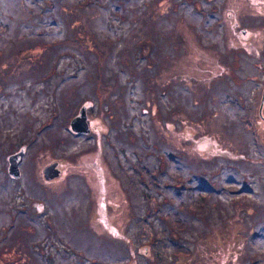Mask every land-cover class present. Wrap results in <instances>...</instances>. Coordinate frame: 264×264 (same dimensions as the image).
I'll return each instance as SVG.
<instances>
[{
  "label": "rangeland",
  "instance_id": "374dc122",
  "mask_svg": "<svg viewBox=\"0 0 264 264\" xmlns=\"http://www.w3.org/2000/svg\"><path fill=\"white\" fill-rule=\"evenodd\" d=\"M87 1L0 0V264H264V34L197 36L264 7Z\"/></svg>",
  "mask_w": 264,
  "mask_h": 264
},
{
  "label": "flooded vegetation",
  "instance_id": "af4514ba",
  "mask_svg": "<svg viewBox=\"0 0 264 264\" xmlns=\"http://www.w3.org/2000/svg\"><path fill=\"white\" fill-rule=\"evenodd\" d=\"M199 2V1H198ZM254 4L257 6H261L264 7V0H253ZM224 5H226L223 1L222 4L220 5L221 7H223ZM238 5H235L233 14H235L234 19L233 20H229V21H224L222 20L220 23H218L216 26H211V25H207L208 21L211 22L213 20H208L202 23L203 27H202V31L200 33L197 34V36H199V40H206L208 42H213V43H224L227 44V49L224 50L222 53L227 54V55H231L232 56V60H231V68L229 70V74L233 77V70H237V68L241 65L237 56V51H240L241 49H245V51L247 52V47L250 46V42L249 40H252V42L255 41H260V36L264 34V21H261L258 26H256L253 22V19L255 20L257 17L256 16H251V14L249 12L245 13H241L238 11ZM208 13L211 12H206V15H208ZM257 16H262L261 13H258ZM263 25V26H262ZM210 26V27H208ZM228 26L231 29V32H229L228 30ZM208 27V28H207ZM212 32L211 34H209L208 32ZM231 34L234 35V37L232 38H237L238 41H240V43H234V45L232 44L231 46ZM222 37V41H215L216 37ZM209 39V40H208ZM228 40L230 43H228ZM252 50H255L257 52V55L260 57V59H264V50L262 48H256L252 46ZM221 65L222 70L225 71L224 67H222L223 65ZM264 67V65H263ZM247 73V72H245ZM242 73V74H245ZM264 73V71H263ZM240 74V75H242ZM239 75V76H240ZM220 76V74H219ZM238 76V77H239ZM249 82V81H248ZM264 103V101H263ZM263 103L262 106L263 107ZM88 116V115H87ZM262 116V113H261ZM89 125V122H88ZM90 127V126H89ZM91 131V129H90ZM102 129L99 127L94 128V134L96 135L95 138H99L102 136ZM106 141H108V138H106Z\"/></svg>",
  "mask_w": 264,
  "mask_h": 264
},
{
  "label": "water",
  "instance_id": "95a60500",
  "mask_svg": "<svg viewBox=\"0 0 264 264\" xmlns=\"http://www.w3.org/2000/svg\"><path fill=\"white\" fill-rule=\"evenodd\" d=\"M264 101V91L262 95V100H261V105ZM86 107L81 106L80 109L78 110V113L70 120L69 122V129L77 134H88L89 133V127L87 123V114H86ZM24 157V147H21L17 152L10 154L7 157V173L10 177L16 179L20 177V168L19 165L21 164L22 160ZM58 162H52L45 166L42 170L43 177L46 180H51L56 177H58L60 170L57 167Z\"/></svg>",
  "mask_w": 264,
  "mask_h": 264
},
{
  "label": "trees",
  "instance_id": "16d2710c",
  "mask_svg": "<svg viewBox=\"0 0 264 264\" xmlns=\"http://www.w3.org/2000/svg\"><path fill=\"white\" fill-rule=\"evenodd\" d=\"M82 2H85V1H87V0H81ZM101 1H107V0H88L86 3H89V4H96V5H98L99 6V8H100V5H102V2ZM12 48H13V46H11L10 48H9V51L11 52L12 51ZM3 52L4 53H6V51L5 50H3ZM4 57V56H3ZM208 188V187H207ZM137 189V188H136Z\"/></svg>",
  "mask_w": 264,
  "mask_h": 264
}]
</instances>
